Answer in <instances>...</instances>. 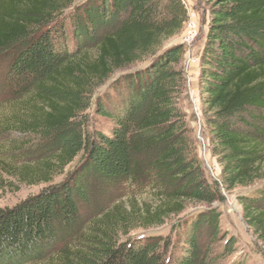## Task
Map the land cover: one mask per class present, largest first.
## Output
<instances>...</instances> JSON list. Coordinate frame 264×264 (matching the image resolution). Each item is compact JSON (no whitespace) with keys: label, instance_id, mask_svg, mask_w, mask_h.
<instances>
[{"label":"trees","instance_id":"1","mask_svg":"<svg viewBox=\"0 0 264 264\" xmlns=\"http://www.w3.org/2000/svg\"><path fill=\"white\" fill-rule=\"evenodd\" d=\"M184 1L0 0V136L37 139L19 147L35 167L17 172L50 184L77 162L61 183L0 209V264H36L72 236H85L83 248L61 249L65 264H217L237 242L226 240L213 206L239 187L251 188L238 202L264 256V0H207L197 83L221 169L212 181L178 107L185 45L168 46L189 23ZM90 111L109 126L88 127ZM126 185L153 192L149 222L183 215L174 239L120 242L107 212L85 227L94 203ZM190 205L207 208L184 216Z\"/></svg>","mask_w":264,"mask_h":264},{"label":"rangeland","instance_id":"2","mask_svg":"<svg viewBox=\"0 0 264 264\" xmlns=\"http://www.w3.org/2000/svg\"><path fill=\"white\" fill-rule=\"evenodd\" d=\"M186 2L190 17L189 23L183 33L171 40L168 46L185 45V56L182 67L186 74L187 83L178 107L186 115L192 135L199 144V155L207 167L205 174L212 181L218 178L221 169L209 151L208 136L204 133V124L199 110V87L197 83L199 76V55L203 48L204 36L209 26V6L207 0H186ZM189 26L194 28L195 38L190 44H187L184 43V36ZM4 76L5 71L2 70V64L0 63V84L3 82ZM106 89V87H102L98 89V92L103 93ZM6 111L7 109L3 107L0 110V117L4 116ZM87 115L90 121L88 127L95 125L98 128L106 129L109 126V121L97 116L93 111L88 112ZM36 142L37 139L33 140L30 136L23 137L16 132H12L5 137L0 136V163H2V166H0V209L13 208L28 198L38 195L45 188L61 183L67 174L77 165V162H75L67 167L64 173L61 176L54 177L53 182L50 184L29 180H27L29 182H24L17 170L21 171L27 165L35 167V159L27 160L26 158L23 159L22 156L24 153L26 154L25 150H30L33 146H36ZM27 144H30V146H26L23 151L19 150L20 146ZM250 190L251 188L239 187L232 192H223L225 201L223 203H216L213 206L218 208L222 214L221 230L224 236H226V240L232 238L237 242L233 250L226 255V258L218 261L217 264H235L237 262H241V264H264L261 246L257 242L253 232L247 228L242 217L241 205L238 202L239 197L245 193H249ZM158 206L159 202L148 186L137 187L126 185L104 194L103 199L94 203L87 214L88 217L85 216L83 220H85V227H87L90 223L94 224L100 220L104 212L111 213V217L118 224L117 231H119L118 240L120 242L128 238L135 239L142 235L163 236L164 238L171 237L174 239L173 226L183 215L165 218L163 219V224L160 225L152 221L149 222L148 214H155ZM206 208L203 205H190L184 216ZM129 214H131V221L122 225V215L128 216ZM84 238L85 236H80L76 239L75 236H72L66 239L65 243L67 244L62 243L58 245L55 252L36 264H65L63 257L59 255L60 250L67 248L68 252L73 255V253L83 248ZM223 247L224 242L214 246V249L219 252ZM70 258L75 259L74 256ZM74 264H78V262L74 260Z\"/></svg>","mask_w":264,"mask_h":264},{"label":"built area","instance_id":"3","mask_svg":"<svg viewBox=\"0 0 264 264\" xmlns=\"http://www.w3.org/2000/svg\"><path fill=\"white\" fill-rule=\"evenodd\" d=\"M185 7L188 9V4L184 1ZM195 38V30L193 27L189 26L184 36V43L190 44Z\"/></svg>","mask_w":264,"mask_h":264}]
</instances>
